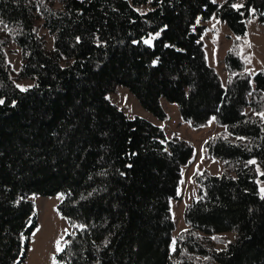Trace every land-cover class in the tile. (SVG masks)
<instances>
[{
  "label": "trees",
  "instance_id": "1",
  "mask_svg": "<svg viewBox=\"0 0 264 264\" xmlns=\"http://www.w3.org/2000/svg\"><path fill=\"white\" fill-rule=\"evenodd\" d=\"M252 10L264 24V0H0V264L27 255L31 196L58 192L64 264H264V69L241 53ZM212 16L233 33L224 80L200 23ZM121 84L159 119L166 100L193 126H222L203 142L222 169L193 172L174 248L171 201L195 145L113 102Z\"/></svg>",
  "mask_w": 264,
  "mask_h": 264
},
{
  "label": "rangeland",
  "instance_id": "2",
  "mask_svg": "<svg viewBox=\"0 0 264 264\" xmlns=\"http://www.w3.org/2000/svg\"><path fill=\"white\" fill-rule=\"evenodd\" d=\"M221 1V0H216ZM141 11L149 8L147 5L137 6ZM200 23L205 25L203 38L208 54L209 61L218 69L222 79L226 77V69L224 65V56L233 39V33L230 28L222 22L218 17L212 16L209 19H200ZM48 37V47H52V34L43 29ZM156 34H152L146 38L152 42ZM11 51L9 54L13 66L17 69L21 65V51ZM242 57L246 62L247 68L255 72L258 69H264V24L260 23L254 10L247 21V32L243 36L242 41ZM33 83L32 79H26L19 82L21 88L25 89ZM109 98L122 107L130 116L140 114L147 116L156 123L161 124L168 135H179L191 140L195 145V155L191 162L183 167V178L179 187L180 198L172 199V210L174 213L176 226L173 230L172 248L175 246V237L177 233L185 227L183 212L187 202L197 197L198 185L192 178V174L196 168L207 167L214 173H218L222 169V161L214 159L206 154L203 148L204 140L219 131L222 126L218 125L216 120L212 118L208 124L199 127L191 125L182 119L176 103H170L164 100V105L168 111L166 119H159L149 110L144 108L138 98L126 85H119L118 92L110 93ZM264 112V111H263ZM260 174L264 171L259 170ZM259 188H264V178H259ZM31 198L36 202L37 208V225L29 236V246L27 255L21 264H64L58 257L57 240L60 241V248L65 245L66 235L70 231V223L63 216L58 208L59 202L63 198V193L58 192L54 195H32ZM229 239L233 238V232H223ZM216 246L222 248L224 242H217Z\"/></svg>",
  "mask_w": 264,
  "mask_h": 264
},
{
  "label": "snow or ice",
  "instance_id": "3",
  "mask_svg": "<svg viewBox=\"0 0 264 264\" xmlns=\"http://www.w3.org/2000/svg\"><path fill=\"white\" fill-rule=\"evenodd\" d=\"M213 2H215V0H213ZM232 6H233L234 8H238V7H240V5H237V4H233ZM2 23H3V21H0V24H2ZM5 27H6V25H5ZM156 35L158 36L159 33H157ZM238 39H239V38H238ZM145 43H149V41H145ZM18 87H19V86H18ZM0 103H3V101L0 100ZM258 115H260L262 118H264V112H260V113H258ZM240 139H243V138H240ZM248 163H250V164H254L255 161L252 160V161H249ZM261 194H262V196H264V188H261ZM214 239H215V237H214ZM56 244H57V251H61L62 249L60 248V241L57 240Z\"/></svg>",
  "mask_w": 264,
  "mask_h": 264
}]
</instances>
